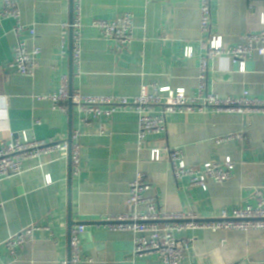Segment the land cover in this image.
<instances>
[{"label": "crops", "instance_id": "crops-1", "mask_svg": "<svg viewBox=\"0 0 264 264\" xmlns=\"http://www.w3.org/2000/svg\"><path fill=\"white\" fill-rule=\"evenodd\" d=\"M82 43L80 75L67 55L61 54L63 25L73 19L75 0H18L21 24L30 31L21 39L28 50H42L34 77L9 68L17 35L15 21L0 22V144L10 132H25L30 139L69 140L79 127L76 108L58 110L50 95L59 90L62 75L69 77L72 90L85 96L135 97L143 85L184 89L195 95L199 86L200 0H80ZM4 0H0V10ZM212 32L223 39L225 48L236 46L245 34L263 29L264 0H211ZM134 16V40L116 52L95 19ZM70 35V32H69ZM193 56H185V48ZM245 71L229 55H219L209 64L208 89L223 98L264 99V60L254 57ZM138 116L118 112L95 121L80 138L82 171L72 174L69 156L51 153L23 164L18 174L0 182V264H60L70 251V232L86 227L82 264H163L155 255L132 256L133 235L110 231L103 226L106 216L126 212L129 185L138 171L152 184L146 196L156 197L159 208L170 213H194L213 219L223 211L255 205L256 188L264 186V114L205 113L172 114L164 145L182 148L186 163L234 162L233 176L224 183L209 182L191 188L187 180L177 181L169 162H154L147 150H139ZM243 133L219 143L229 134ZM160 139V140H159ZM161 137L151 136L145 148L162 147ZM48 177L51 183L47 182ZM144 207H138L143 211ZM34 224L50 231L38 233L18 252L13 261L4 242ZM52 232L53 235L50 234ZM178 237L191 238L187 258L181 264H264V232L242 230H188Z\"/></svg>", "mask_w": 264, "mask_h": 264}, {"label": "built area", "instance_id": "built-area-1", "mask_svg": "<svg viewBox=\"0 0 264 264\" xmlns=\"http://www.w3.org/2000/svg\"><path fill=\"white\" fill-rule=\"evenodd\" d=\"M81 1L75 0L73 19L63 25L61 33V54L67 55L69 32L72 30V61L80 75L81 43H82V12ZM200 42L205 49L200 58L199 86L195 95H189L184 89L157 87L155 84L143 85L141 92L135 97L124 96H85L78 90L70 89L69 77L62 75L59 80V90L50 95H38L39 100H50L62 112H67L72 104L79 114V127L68 140H37L30 139L25 132L15 134L10 132L7 142L0 144V182L4 177L18 174L23 164L32 159L51 153L62 156L71 155L72 174L78 176L82 171L80 138L83 130L95 121L110 118L118 112H134L138 116L137 140L139 150H147L151 161L166 160L177 179L187 180L191 188L207 185L209 182L224 183L233 176L234 162L227 158L224 162H206L200 166L186 163L182 148H171L165 143L168 132V117L172 114L214 113L264 114V99L251 98L246 91L239 98H223L209 91L207 79L210 62L219 55H229L244 72L246 62L254 57L264 60V20L263 29L256 34L241 36L238 45L225 48L221 36L212 32L211 0H200ZM18 0H4L0 10V22L4 19L15 21L14 33L17 43L13 47V58L9 68L17 74L34 77L39 67L42 50L38 47L28 50L21 36L23 32L34 33L33 28L21 24ZM92 26L98 29L103 38L110 42L116 52L122 51L134 40V16L131 13L121 14L112 19H95ZM185 56L192 57V48H185ZM151 136L161 137L160 148H145ZM243 133L229 134L218 138L219 143L228 142L234 138H242ZM160 140V139H159ZM160 141V142H161ZM48 183L51 178L48 177ZM152 188L147 176L138 171L135 179L129 185L127 210L118 216H106L101 220L105 229L110 231H129L133 235L132 256L143 257L155 255L163 264H181L188 256L192 239L178 237V232L188 230H242L264 232V186L254 190L252 199L255 205L235 209L231 214L223 211L213 219H202L194 213H170L159 208L156 197L146 196ZM144 207L138 211V207ZM50 231L48 227L34 224L22 230L15 237L4 242V247L13 261L18 259V252L29 242L37 239L38 233ZM86 233L85 225L79 224L72 228L70 235V256L60 261V264H82V241ZM51 235L52 232H50Z\"/></svg>", "mask_w": 264, "mask_h": 264}, {"label": "water", "instance_id": "water-1", "mask_svg": "<svg viewBox=\"0 0 264 264\" xmlns=\"http://www.w3.org/2000/svg\"><path fill=\"white\" fill-rule=\"evenodd\" d=\"M70 22H72V19L70 20ZM70 59L72 60V30H70ZM70 89H72L71 85H70ZM70 105L72 106V104H70ZM68 142L71 143V136H70ZM69 157H70V160H71V155H69ZM70 235H71V232H70ZM68 256H70V251H69V255Z\"/></svg>", "mask_w": 264, "mask_h": 264}]
</instances>
